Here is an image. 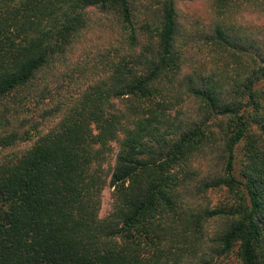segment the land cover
<instances>
[{"label":"trees","instance_id":"obj_1","mask_svg":"<svg viewBox=\"0 0 264 264\" xmlns=\"http://www.w3.org/2000/svg\"><path fill=\"white\" fill-rule=\"evenodd\" d=\"M209 6L0 0V264H264V0ZM89 8L118 38L72 64Z\"/></svg>","mask_w":264,"mask_h":264},{"label":"rangeland","instance_id":"obj_2","mask_svg":"<svg viewBox=\"0 0 264 264\" xmlns=\"http://www.w3.org/2000/svg\"><path fill=\"white\" fill-rule=\"evenodd\" d=\"M176 9L179 22L184 30H191L196 26H202L211 21L209 0H176ZM88 10L89 21L87 28L81 32V35L70 50L69 62L72 64L87 59L91 52L106 48L118 38V28L111 15H106L99 8H89ZM235 19L243 26L264 31V13L242 11L236 15ZM115 152L116 145L114 144L111 153L104 163L107 176L105 186L100 193L99 217L107 215L113 202L112 187L109 186L108 176L112 169ZM203 164V161H200V159L194 162V166L198 169H202ZM217 195L215 196L217 197ZM225 261L227 264H239L234 255H230Z\"/></svg>","mask_w":264,"mask_h":264}]
</instances>
